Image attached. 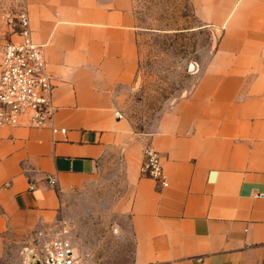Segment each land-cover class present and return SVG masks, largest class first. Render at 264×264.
I'll use <instances>...</instances> for the list:
<instances>
[{
    "label": "crops",
    "instance_id": "1",
    "mask_svg": "<svg viewBox=\"0 0 264 264\" xmlns=\"http://www.w3.org/2000/svg\"><path fill=\"white\" fill-rule=\"evenodd\" d=\"M193 2L216 48L193 91L142 134L119 101L139 66L133 0H26L67 132L0 126V240L45 232L114 171L134 264H264V0ZM147 145L167 187L140 174Z\"/></svg>",
    "mask_w": 264,
    "mask_h": 264
},
{
    "label": "rangeland",
    "instance_id": "2",
    "mask_svg": "<svg viewBox=\"0 0 264 264\" xmlns=\"http://www.w3.org/2000/svg\"><path fill=\"white\" fill-rule=\"evenodd\" d=\"M193 0H133L139 35V66L119 92L123 116L142 134L156 130L172 106L199 81V64L214 53L219 35L203 22ZM26 0H0V55L16 38ZM198 64V65H197ZM73 194L52 234L67 222L76 253L88 264H134V237L126 195L115 172L104 173ZM40 233V232H39ZM37 230L11 231L0 240V264H42Z\"/></svg>",
    "mask_w": 264,
    "mask_h": 264
},
{
    "label": "built area",
    "instance_id": "3",
    "mask_svg": "<svg viewBox=\"0 0 264 264\" xmlns=\"http://www.w3.org/2000/svg\"><path fill=\"white\" fill-rule=\"evenodd\" d=\"M16 38L6 43L0 55V126L48 129L53 134H66L58 128V109L53 102L54 85L48 72L44 46L33 39L28 11L18 15ZM140 174L167 187V177L160 153L151 145L143 150ZM50 183L56 185L57 180ZM42 264H88L80 257L69 238L67 222L52 234L40 232Z\"/></svg>",
    "mask_w": 264,
    "mask_h": 264
}]
</instances>
